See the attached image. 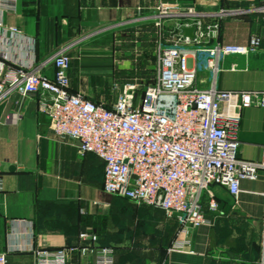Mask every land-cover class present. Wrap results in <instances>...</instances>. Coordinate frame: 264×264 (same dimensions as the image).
Instances as JSON below:
<instances>
[{
	"label": "crops",
	"instance_id": "1",
	"mask_svg": "<svg viewBox=\"0 0 264 264\" xmlns=\"http://www.w3.org/2000/svg\"><path fill=\"white\" fill-rule=\"evenodd\" d=\"M167 1L174 0H0L14 7L2 15L0 79L6 73L25 70L53 80L55 69L48 62L65 50L69 92L110 107L117 97L98 95L109 93L112 79L120 73L143 79L151 71L153 80L143 82L142 88L153 83L158 75L159 45L183 35L177 25L191 26L190 21L180 19L155 26L154 8ZM178 2L198 11L204 25H217L211 43L245 44L252 36L261 40L253 56L221 58L214 78L208 71L197 70L195 86L263 91L264 0ZM119 61L121 66L114 65ZM188 63L195 67L194 58ZM122 88L117 85L119 94ZM50 97L48 93H12L0 102V251L6 253L8 264H33L34 249L76 245L81 228L96 233L100 246L114 249V264H264V250L255 249L251 230L255 224H264V172L255 181H240L238 200L232 204L236 214L227 211L215 219L206 211L210 223L192 232L191 253L167 254L177 228L175 220L161 210L129 205L123 198L105 194L102 162L91 153L80 155L76 141L59 140L52 133L41 111ZM220 113L238 116L237 157L260 160L264 108L231 112L221 103ZM210 190L221 214L231 197L223 187ZM113 217L120 220L121 230L131 229V237L122 240L125 244L109 235ZM241 224L250 229L242 237L244 250L233 247L241 239ZM160 237L169 240L165 246L162 241L157 245ZM66 264H86V260L73 252Z\"/></svg>",
	"mask_w": 264,
	"mask_h": 264
},
{
	"label": "built area",
	"instance_id": "2",
	"mask_svg": "<svg viewBox=\"0 0 264 264\" xmlns=\"http://www.w3.org/2000/svg\"><path fill=\"white\" fill-rule=\"evenodd\" d=\"M13 8L0 2V27L3 12ZM172 17L190 21L195 35L193 31L192 39L179 35L159 45L158 75L142 88L138 101L132 83L123 86L110 107L70 93L69 60L65 50H60L48 62L55 69L53 80L25 70L4 74L0 102L12 93L50 94L41 111L48 117L52 133L59 140L76 141L80 155L91 153L102 162V191L173 218L177 228L166 252L189 254L192 232L209 225L206 211L218 210L211 187L225 188L237 202L240 181H255L264 172V146L258 161L238 158V116L220 113L221 103L231 112L264 108V90L200 89L194 84L196 72L205 70L214 78L221 58L253 56L261 40L252 36L245 44L211 43L217 25H204L193 8L168 3L154 8L155 26ZM181 27L189 26H176ZM189 58L195 59L194 68L189 66ZM262 219L264 223V212ZM73 252L86 264H114V250L100 246L98 236L88 228L78 232L76 245L34 249L33 264H66ZM0 264H8L2 251Z\"/></svg>",
	"mask_w": 264,
	"mask_h": 264
},
{
	"label": "rangeland",
	"instance_id": "3",
	"mask_svg": "<svg viewBox=\"0 0 264 264\" xmlns=\"http://www.w3.org/2000/svg\"><path fill=\"white\" fill-rule=\"evenodd\" d=\"M163 3H168V4H174V5H176V6H179V7H183L179 2H178V0H174L173 2H169V1H167V2H163ZM194 10V9H193ZM195 12H198V11H196L195 10ZM181 20V21H185V20H187V19H182V18H177V17H172V18H169V19H167V20H171V21H175V20ZM164 21V20H163ZM202 23H203V21H201ZM203 24H205V23H203ZM213 24H215V23H213ZM213 24H209V26L210 25H213ZM206 26H208V25H206ZM114 65H119V66H121L120 65V61L119 62H116V63H114ZM128 75V76H127ZM125 74V73H120L119 75H117V77H115L114 79H112V81L109 83L110 84V86H111V90L109 91V93H106V94H102V95H98V96H100L101 98H104V99H106V98H108V97H111V98H113L114 96L115 97H117L118 95H119V92L117 91V85H120L121 86V88H122V86H124L125 84H129V83H132V84H135L136 85V90H135V94L138 96H140V94H141V90H142V84H143V82H145V81H148V80H153L152 79V76H154V73H151V71H150V74L148 75V77H146V78H140V79H134L132 76H130L129 74ZM112 196V195H111ZM112 197H115V198H118V196H112ZM120 198V197H119ZM234 203V201L230 198L229 200H228V202H227V204L228 205H226V208H227V210H224V211H222V213L221 214H219L218 213V210H219V208H218V210L217 211H215V212H211V214H209L210 216H213L215 219H220V217H222L223 218V216H225L226 215V213H227V211H231L230 212V215L231 214H236L235 212L236 211H234L232 208H233V204ZM126 204H129V205H134V206H141V205H135V204H133V203H129V202H127ZM113 215H114V213H112ZM120 220L118 219V218H114L113 217V219H112V230H111V232H110V237H111V239H121V241L123 240V238L124 237H128V238H130L131 237V235L132 234H130V228H128V229H123V230H121L120 228H119V226L121 225L120 223ZM263 226V227H262ZM240 230H241V236H240V240H239V243L237 244L236 242H235V244L233 245V247L234 248H236V246H237V248L239 249V250H244V245H243V234L244 235H248L249 233V230L250 229H248V227H247V225H240ZM251 230H253L254 232H252V233H254L253 235L256 237L255 238V244H256V246H255V244H254V247H256L255 249H257V250H264V224L263 225H261L260 223L259 224H255V229H251ZM132 233H134L135 234V232H132ZM96 234V233H95ZM97 235V234H96ZM98 236V235H97ZM161 239V240H160ZM99 240V239H98ZM161 241H162V244H164V246L167 244V242L169 241V240H165L163 237H160L159 239H158V243H157V245H162L161 244ZM122 243L123 244H125V242L124 241H122ZM163 246V247H164ZM106 247H110V246H106ZM163 247L161 246V248H162V250H163ZM112 250H114L112 247H110Z\"/></svg>",
	"mask_w": 264,
	"mask_h": 264
},
{
	"label": "water",
	"instance_id": "4",
	"mask_svg": "<svg viewBox=\"0 0 264 264\" xmlns=\"http://www.w3.org/2000/svg\"><path fill=\"white\" fill-rule=\"evenodd\" d=\"M181 31L183 33L184 36L186 37H189L190 39L193 38V31H194V28L192 26H189V27H181ZM1 167H0V171H1ZM13 167H9V170H12Z\"/></svg>",
	"mask_w": 264,
	"mask_h": 264
},
{
	"label": "trees",
	"instance_id": "5",
	"mask_svg": "<svg viewBox=\"0 0 264 264\" xmlns=\"http://www.w3.org/2000/svg\"><path fill=\"white\" fill-rule=\"evenodd\" d=\"M157 210H159V209H157ZM114 261H115V259H114ZM115 263V262H114Z\"/></svg>",
	"mask_w": 264,
	"mask_h": 264
}]
</instances>
